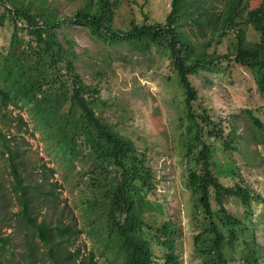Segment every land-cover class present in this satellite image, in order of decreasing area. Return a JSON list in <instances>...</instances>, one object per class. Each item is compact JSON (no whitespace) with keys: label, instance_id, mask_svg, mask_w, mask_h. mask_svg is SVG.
<instances>
[{"label":"trees","instance_id":"trees-1","mask_svg":"<svg viewBox=\"0 0 264 264\" xmlns=\"http://www.w3.org/2000/svg\"><path fill=\"white\" fill-rule=\"evenodd\" d=\"M213 1L223 3V9L218 14H212V11L206 7L207 0H171V10L165 22L143 25L132 23L128 30H123L112 26L121 0H88L83 7L61 16L58 15L56 6L49 0H37V4L34 1L25 3L20 0H0L3 6H1L0 27L4 25L6 19L14 26L8 46L9 58L6 61L8 69L3 67L0 71V109H4L2 113L4 125L0 121L2 123L0 143L3 148L0 154L8 162L13 184L12 194L20 206L16 212V220L24 228L32 231L33 238L36 236L48 246L47 253L52 264H103L101 259L104 256L109 264H116L118 260H121V264L179 263L178 257L174 254L179 226L176 221H168L166 204L164 199L160 198L162 193L160 184L146 161L149 149L146 148L144 153L138 154V149L132 140L122 136L114 127L108 125L105 118L97 115V105L93 102L90 104L84 96L87 92L86 86L76 73L77 56L73 42L68 40L66 32L63 36L64 41L59 39V31H63L60 25L65 24L68 19L78 21L86 24L93 33L108 42L124 41L134 49L146 50L152 45L157 49L169 48L172 65L178 72L179 82L186 94L187 112L193 117V104L198 102L199 98L190 77L198 69H208L221 62L223 58L230 59L232 55L235 56L237 63L254 72L256 83L264 96V0L254 2V6L249 8L245 16H243L246 12L244 0ZM194 14H198L193 21L200 33L206 36L208 29L212 33L208 44L206 46L203 44L202 48L192 43L184 29L187 20ZM62 18L65 20L62 21ZM18 23H23L22 26H25L28 35L32 37V52L36 56L34 60L25 63L18 60L11 62L15 59L19 48L24 46L28 49V43H25L18 34ZM249 27L259 35L258 41L249 42L245 38V29ZM230 32L238 39L235 54L228 53L221 56L217 52L209 53L206 50L217 34L228 37ZM70 79L73 82L72 89L67 83L64 84ZM41 88L45 91L41 92ZM58 91L64 95V101L57 110H54L53 104L47 102L49 98L46 97L57 95ZM38 92L43 95L38 97ZM96 93L97 91L92 92V94ZM31 101L37 104L35 105L37 109L38 106L42 107L38 109L39 114L42 112L47 117V121L39 120V122L47 124V131L57 137L58 144L66 151L72 168L80 167L79 178L83 185L80 189L84 195L89 194L82 202L83 210L90 214L86 221L89 225L87 232L99 249V252L90 250L86 258L79 248L74 251L68 249V244L75 245L78 235L85 230H77L74 224H60V218L64 216L63 208L56 206L55 223L51 222L46 212H41L40 205L48 203L47 195L54 193L51 187H55V184H50V190L42 193L36 185L24 183L22 174L25 161L19 149L11 144L10 139L20 133L19 130L12 132L13 127L16 128L17 124L20 127L26 122L22 114L16 115L7 108L12 105L21 109ZM75 105L83 111L84 118L93 125L98 133L97 137H93V133L80 118L73 117L72 109ZM200 107L202 124L198 125L201 131L204 128L208 129V138L214 141L211 143L219 142L230 151L234 148L240 150V144L235 146L233 130L225 138L222 128L217 129V125L211 120L210 110L204 103H201ZM254 119L264 131L261 120L257 116ZM14 124L16 126H13ZM4 126L7 127L6 132ZM81 132L93 148L92 150L88 148V152L82 156L65 147L68 139L76 146L78 142L75 137L81 136ZM198 136L200 138V134ZM97 138L106 144V150L100 149L101 144L93 143ZM259 143L264 145L263 134ZM193 145L196 147L195 144ZM80 150L82 151V148ZM107 159L113 160L122 170L121 175L106 173L102 162ZM194 160L195 166L189 171L187 186L197 196L196 200L199 199L204 208L205 218L212 219L215 211L225 230L223 231L211 220L210 227L195 236L196 246H199L197 251L206 256L207 261L204 264H229L228 262L235 260L232 257L231 260H226L223 249L226 245L229 247L233 245V240H230L231 237L234 238L233 225L242 222L236 220L235 216L226 209L225 197L237 195L244 206L250 208L255 192L250 187H244L243 178L234 170L230 161H224L215 155L213 145L202 146L194 155ZM49 171L52 175L55 173L54 169ZM223 175L234 179H237L238 175L240 182L236 181L231 187L225 186L220 181V176ZM210 187L215 190L213 196L210 194ZM260 195L256 194V198H260ZM6 197L7 193L0 185V211L5 201L12 200V197L10 199ZM152 211L157 212L156 218L159 220L156 221L161 222L160 225L149 221L148 214ZM220 213L223 216H220ZM247 229L251 233L249 226L246 227ZM244 230L242 228L241 233ZM222 231L228 232L230 238H227ZM251 235L254 236V233ZM9 239V236H2L0 227V252L5 249ZM244 242L247 253L242 264H261L259 257L253 252H248L249 243ZM156 245L167 251L164 257L158 258L153 252V247ZM108 252L111 253V260L107 257ZM34 253V249L29 247L28 264L31 263Z\"/></svg>","mask_w":264,"mask_h":264},{"label":"rangeland","instance_id":"rangeland-1","mask_svg":"<svg viewBox=\"0 0 264 264\" xmlns=\"http://www.w3.org/2000/svg\"><path fill=\"white\" fill-rule=\"evenodd\" d=\"M20 1L25 3L34 1L37 4V0ZM86 1L88 0H49L56 6L59 16L70 14L83 7ZM254 2L257 3L259 0H244L246 12L243 16L254 6ZM1 6L0 4V14L3 7ZM7 6H9L8 2ZM206 7L212 11V14H218L223 9V3L207 0ZM170 10L171 0H121L112 26L128 30L132 23L140 25L163 23ZM197 16L198 14H194L188 19L184 29L195 46L201 47L203 44L206 46L212 33L209 29L206 36L200 33L193 21ZM63 20L65 19L62 18ZM18 24V28L22 27L17 28L18 34L25 43H28V49L24 46L19 48L15 59L11 62L18 60L25 63L36 57L32 52L33 39L28 35L25 26H22L23 23ZM60 28L63 29L59 31L60 41H64L63 36L66 32L68 40L73 42L77 56L76 73L86 86L87 92L84 96L90 104L97 105V115L105 118L108 125L114 127L122 136L132 140L138 149V154L144 153L146 148L149 149L146 161L160 184L162 190L160 198L164 199L166 204L168 221H176L179 226L174 248L178 264H204L207 261L206 256L197 251L199 246H196L195 236L209 228L211 220L225 231L215 211L212 219L205 218L204 208L199 199L196 200L197 196L187 186L189 171L195 166L194 155L205 144L214 146V153L218 158L230 161L234 170L243 178L244 187H250L255 192L250 208L245 207L237 195L225 197L226 209L235 216L236 220L242 222L233 225L234 238L230 239L233 240V245L230 247L224 245L225 258L235 260L228 262L229 264H242L247 253L244 242L246 241L250 245L248 252H253L259 257L260 263L264 264V145L259 143L262 134L264 137V131L254 119L257 116L264 126V96L256 83L254 72L237 63L234 55L230 59H221V62L208 69H198L190 77L199 98L198 102L193 104L192 113L195 117L193 118L187 112L186 94L179 82L178 72L172 65L169 48L157 49L152 45L149 49L139 50L131 48L124 41L108 42L93 33L86 24L71 19L65 24L62 23ZM13 29L14 26L7 19L0 27V71L3 67L8 69L6 61L9 58L8 46ZM245 38L249 42H254L259 40V35L249 27L245 29ZM237 40L232 32L228 37L217 34L206 50L209 53L217 52L221 56L228 53L235 54ZM66 83L72 89V80L68 82L66 80L64 84ZM43 91L45 89L41 88V92ZM95 91L97 93L92 94ZM57 93L59 94L46 97L49 98L47 102L53 104L54 110H57L64 101V95L59 91ZM42 95L43 93L40 92L37 94L38 97ZM201 103L210 110L211 120L217 125V129L222 128L225 138L233 130L235 146L240 144V150L235 148L231 151L226 150L219 142L213 144L211 142L214 141L208 138V129L204 128L201 131L198 125L202 124ZM35 105L37 104L34 101L21 109L9 105L7 110L13 111L16 115L22 114L26 122L20 127L18 124L16 128L13 127L12 132L19 130L20 133L11 138L10 142L19 149L25 161L22 174L24 183L36 185L42 193L50 190V184H55V187H51L54 193L47 195L48 203L40 205L41 212H46L51 222L55 223L56 206L63 208L64 216L60 218V224H74L77 230H85L78 235L75 245L67 244L69 250L74 251L79 248L86 258L90 250L99 252L87 232L89 225L86 221L90 214L85 213L82 207L85 196L89 194L84 195L80 189L83 186L79 178L80 167L72 168L66 151L58 144L57 137L47 131V124L39 122V120L47 121V117L42 112L39 114L38 109L42 107L38 106L37 109ZM72 111L73 117L80 118L93 133V137H97V131L84 118L83 111L77 105ZM2 113L4 109H0V121L4 125ZM15 124L13 126H16ZM4 131H7L6 126ZM75 138L78 142L76 146L68 139L65 147L80 156L87 153L88 148L93 149L85 140L84 134ZM96 140L93 143L101 144L100 149L106 150V144L99 138ZM2 149L0 143V151ZM102 165L106 173L122 174V170L111 159L103 161ZM49 169H54L55 173L52 175ZM9 171L7 160L0 154V185L7 193L6 198L12 197V200L4 202L0 211L2 236L10 238L5 249L0 252V264H28L29 247L35 251L30 264H52L47 253L48 246L36 236L33 238L32 231L24 228L16 220V212L20 206L12 194L13 184ZM220 181L230 187L236 181L240 182L238 175L237 179L223 175L220 176ZM209 191L213 196L214 188L210 187ZM256 194H261L260 198H256ZM150 200L154 199L150 198ZM213 204H215L214 200ZM156 213L150 212L148 219L160 225L161 222L156 221L159 220L156 218ZM220 216L223 214L220 213ZM56 218L59 219V216L56 215ZM247 226L251 228L254 236L248 229L246 230ZM242 228L245 230L241 233ZM223 233L230 238L228 232ZM153 252L158 258H162L167 251L156 245L153 247ZM108 254L107 257L111 260V253ZM98 256L102 258L100 253ZM101 261L103 264H109L105 261V256ZM116 264H121V260L116 261Z\"/></svg>","mask_w":264,"mask_h":264}]
</instances>
